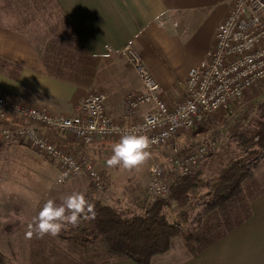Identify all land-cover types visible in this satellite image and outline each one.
<instances>
[{
  "label": "crops",
  "instance_id": "obj_1",
  "mask_svg": "<svg viewBox=\"0 0 264 264\" xmlns=\"http://www.w3.org/2000/svg\"><path fill=\"white\" fill-rule=\"evenodd\" d=\"M57 4L62 7L86 51L94 57L91 62L96 63V69L92 83L78 85L48 70L41 50L33 40L35 34L44 32L40 26L46 15L43 0H0V89L29 106L45 107L54 114L64 115L77 114L79 103L86 95L103 91L107 95L108 114L119 121L126 118L138 121L147 107L130 110L126 97L142 91V81L119 49L129 41L133 43L159 82L163 96L174 105L184 97L190 69L209 56L217 26L231 9L233 0H57ZM47 7L53 10L46 16L49 17L47 24L60 25L59 10L54 4ZM53 26L54 35L58 34L59 28ZM108 46L112 50H108ZM217 116L213 120L210 116L196 135L210 132L209 126L213 130ZM5 123L0 120V126ZM42 133L55 142L66 143L71 152L79 154L78 145L68 141L63 133L44 128ZM118 140L98 139L90 145L88 153L102 176L103 186L95 188L93 179L81 173L68 180L76 191L124 203L127 199L136 200L147 189L152 154L162 148L153 150L150 160L138 170L110 168L106 161L112 155L113 143ZM9 142L12 147L24 151L17 147L23 143ZM32 158L36 168H46L38 155L32 156L31 161ZM154 158L160 161L161 156L158 154ZM34 179V183L41 180L40 177ZM2 180L0 185L8 183ZM55 182L58 183V179ZM115 191H119L118 199ZM251 210L249 218L202 253L192 256L183 238L177 237L169 250L154 255L150 264H264V194L252 202ZM106 264L138 263L124 258Z\"/></svg>",
  "mask_w": 264,
  "mask_h": 264
},
{
  "label": "trees",
  "instance_id": "obj_2",
  "mask_svg": "<svg viewBox=\"0 0 264 264\" xmlns=\"http://www.w3.org/2000/svg\"><path fill=\"white\" fill-rule=\"evenodd\" d=\"M43 3L46 10L54 4L59 10L57 18L65 21L53 26L59 28L56 40L42 45L33 39L48 70L78 85L91 84L94 57L57 0ZM62 24L73 34L64 32ZM258 108V115L245 114L234 129L224 132L223 145L228 149L216 142L214 152L201 158L188 174L170 179L166 196L153 197L148 188L144 195L124 203L85 195L94 205V218L89 213L90 218H81L76 227L66 224L58 236L38 238L34 234L29 239L28 264H106L124 258L150 264L177 237L183 238L192 256L205 251L249 218L252 202L264 194V100ZM94 185L97 189L103 186L95 181Z\"/></svg>",
  "mask_w": 264,
  "mask_h": 264
},
{
  "label": "built area",
  "instance_id": "obj_3",
  "mask_svg": "<svg viewBox=\"0 0 264 264\" xmlns=\"http://www.w3.org/2000/svg\"><path fill=\"white\" fill-rule=\"evenodd\" d=\"M119 53L141 78L143 90L126 97V103L133 111L146 106L142 119L113 118L107 112V95L103 91L86 95L77 114L64 115L45 107L29 106L0 90V120L6 121L0 126V145L16 140L45 152L59 162L62 182L86 173L101 186L102 176L88 153L90 145L98 139H119L120 132L138 129L140 134L156 141L150 152L169 146L175 172L188 174L201 158L213 151L216 140L206 141L187 155L181 154L171 142L180 133L206 122L217 111L234 107L254 86L264 83V0H233L231 9L217 26L209 56L190 69L184 97L174 105L165 99L159 82L132 42L125 43ZM43 128L66 135L68 141L78 145L79 154L71 152L66 143L44 136ZM147 188L153 197H164L169 192L164 163L156 158L150 166Z\"/></svg>",
  "mask_w": 264,
  "mask_h": 264
},
{
  "label": "rangeland",
  "instance_id": "obj_4",
  "mask_svg": "<svg viewBox=\"0 0 264 264\" xmlns=\"http://www.w3.org/2000/svg\"><path fill=\"white\" fill-rule=\"evenodd\" d=\"M52 11L50 8L45 9L46 15L47 13L51 14ZM46 15L44 23L40 25L43 26L44 32L33 36L42 45L56 40L58 36V34L54 35L52 29L50 30L48 27L47 20H49V17L47 18ZM58 20L60 23L65 22L62 18ZM50 25L53 26V24ZM62 25H65L64 32H68V25ZM263 90L264 83H260L246 93L245 98L241 99L240 102H244L243 106H241V103L235 104L230 109L219 110L212 114L210 119L216 115H218V119L214 121L217 125L213 127V130L210 126L207 128L210 132L197 136L196 133H198L199 128L203 125L201 124L190 131L180 133V136L178 135L179 137L177 136L171 144L180 150L183 155L192 153L207 139H215L219 146L221 144L224 148L228 149L225 144L223 145L226 141L224 132L234 129L236 122L242 120L243 115L253 114L256 116L259 114L258 104L264 99ZM239 106L241 107L237 109L236 107ZM221 120L223 121L222 123L220 122ZM181 136H184L185 139H178ZM2 145H0V179H3L2 181L5 182L8 181V183L2 182L0 185L4 189L7 188L6 190H1L0 188V264H28L30 238L27 233L30 230L29 225L33 224L34 217L38 214V208L40 210L47 200L57 199L58 202L65 195L76 191L75 186H72L70 181H68L73 176L65 182L60 181L61 171L59 162L41 150L23 144L18 145L17 147H21L24 152L19 148L12 147V142H6L5 145ZM163 148V151L159 150L160 152L157 151L158 153L155 151L152 155L154 157L158 156V154L161 156L160 161H163L162 163L165 166L166 180L170 182L177 174L171 161L173 152L171 148ZM28 149L34 152L32 153ZM211 152H214V150ZM222 152H224L223 149L220 150V153ZM35 154L46 164V168L40 169L35 167L33 158L31 161V157H34ZM162 155H164V158ZM154 157L151 158V165ZM57 169L59 170V174ZM39 177L41 179L40 182L34 183V178ZM56 179H58V183L55 182ZM142 194L144 195V193ZM142 194L140 193V195ZM115 195L116 199H118L119 191H115ZM126 202L131 201L127 199Z\"/></svg>",
  "mask_w": 264,
  "mask_h": 264
},
{
  "label": "clouds",
  "instance_id": "obj_5",
  "mask_svg": "<svg viewBox=\"0 0 264 264\" xmlns=\"http://www.w3.org/2000/svg\"><path fill=\"white\" fill-rule=\"evenodd\" d=\"M120 132L119 129L116 130ZM155 140H150L147 135L140 134L138 129L120 132V138L112 145V155L106 164L110 168L119 167L124 170H138L151 158L150 148ZM89 213L94 218V205L90 204L85 195L73 191L62 197L60 203L54 199L47 200L33 224L29 225L28 237L34 234L38 238L45 235L58 236L66 224L73 227L79 225L81 218L88 219Z\"/></svg>",
  "mask_w": 264,
  "mask_h": 264
}]
</instances>
